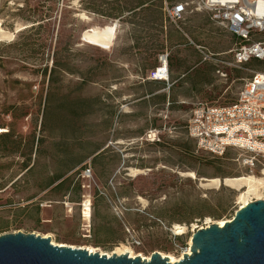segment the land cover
Returning a JSON list of instances; mask_svg holds the SVG:
<instances>
[{
    "label": "rangeland",
    "instance_id": "1",
    "mask_svg": "<svg viewBox=\"0 0 264 264\" xmlns=\"http://www.w3.org/2000/svg\"><path fill=\"white\" fill-rule=\"evenodd\" d=\"M113 1L0 0V235L35 233L99 253L127 245L139 255L179 257L194 232L231 220L240 208L237 189L209 186L208 179L252 175L238 150H200L188 118L198 102H234L264 64L234 67L237 39L206 10L176 23L163 8L160 33L152 2L114 18L118 3L136 2ZM2 29L9 35L1 37ZM166 52L170 80L151 79ZM206 62L217 67L211 83L188 80ZM88 167L92 177L85 179ZM85 197L90 221L82 214ZM192 209L205 215L188 223Z\"/></svg>",
    "mask_w": 264,
    "mask_h": 264
},
{
    "label": "built area",
    "instance_id": "2",
    "mask_svg": "<svg viewBox=\"0 0 264 264\" xmlns=\"http://www.w3.org/2000/svg\"><path fill=\"white\" fill-rule=\"evenodd\" d=\"M199 9L208 11L213 21L236 37L231 61L234 67H243L254 59L264 60V0H177L166 1L164 6L167 17L176 23ZM252 73L234 102L196 103L186 128L200 150L219 156L230 149L238 150L242 165L255 176L264 175V68ZM150 78L169 81L168 52L160 54L159 66ZM81 176L91 178L92 169L84 168ZM81 205L84 215L86 206L92 208L91 198L85 197Z\"/></svg>",
    "mask_w": 264,
    "mask_h": 264
},
{
    "label": "water",
    "instance_id": "3",
    "mask_svg": "<svg viewBox=\"0 0 264 264\" xmlns=\"http://www.w3.org/2000/svg\"><path fill=\"white\" fill-rule=\"evenodd\" d=\"M191 254L171 262L159 251L151 259L91 253L55 244L50 237L12 232L0 235V264H264V199H255L220 225L201 227L192 236Z\"/></svg>",
    "mask_w": 264,
    "mask_h": 264
},
{
    "label": "bare ground",
    "instance_id": "4",
    "mask_svg": "<svg viewBox=\"0 0 264 264\" xmlns=\"http://www.w3.org/2000/svg\"><path fill=\"white\" fill-rule=\"evenodd\" d=\"M1 37H6L9 35L8 32L4 31L3 29L1 30ZM11 36V35H10ZM112 38V35L111 37ZM155 135V134H154ZM138 170H135V173H138ZM191 175H194L193 172H191ZM209 186H213V187H220L222 185H227L230 187H233L235 189H237L240 194H239V199L241 202L240 208L245 206L246 204H248L249 202H251L253 200V198H262L264 199V179L261 180L260 178H256L252 175H240V176H234V177H226L224 179H220V178H212V179H208V183ZM86 205H88V202L86 203ZM84 220L85 221H90L91 217H92V209L89 206H86V208H84ZM229 219H224V220H220L219 224L220 225H224L226 221H228ZM176 231L177 233H183L184 232V228L181 225H176ZM55 244H58L60 246L62 245H68L65 243H57L55 241H53ZM190 245L192 246V238L190 240ZM72 246L73 248H75L74 245H69ZM85 249H87L89 252L94 253L97 252L95 249L91 248V247H85ZM126 252H128V255H130L131 257H136V256H141L144 259H151V256H144V255H139L137 254L135 251H133V249L131 247H128L127 245H123L121 249H119L118 251H115L114 253L117 255H121V254H126ZM114 253H105L102 252L101 254H107L108 256H112L114 255ZM188 253L191 254V248H188L187 251H185L181 256L176 257L174 255H168L165 254L163 252H161L162 256L164 257H168L169 260L171 262H178L180 261L184 254Z\"/></svg>",
    "mask_w": 264,
    "mask_h": 264
},
{
    "label": "trees",
    "instance_id": "5",
    "mask_svg": "<svg viewBox=\"0 0 264 264\" xmlns=\"http://www.w3.org/2000/svg\"><path fill=\"white\" fill-rule=\"evenodd\" d=\"M118 1L119 0H114L113 2L118 3ZM134 1L136 2L135 6H130L129 3H126L124 6H122L120 3H118V5L113 8V11L111 12L110 16L117 18V17L121 16V14H123L124 11H134L137 8L145 9L146 7H149V2H152V5L155 6V8H156L154 11V20L157 23V29L160 33H163L164 32V23L166 20L164 10H163V8H164L163 0H134ZM146 4H148V5H146ZM159 44L160 45L158 47H162L164 45L162 42H160ZM252 61H255L254 62L255 64H264V60L254 59ZM56 65H58V64H56ZM64 69H66V68H64ZM216 69H217L216 65H214L210 62H206L205 68H203V69L195 67L194 73L188 77V80L191 79L193 81V83H195V84L197 82L211 83V81H212L211 75ZM55 74H56V69L54 68V70H52V72L50 73V81H54ZM187 75L188 74H186V76ZM170 78H169V80H170ZM153 80H157V79H153ZM164 81H166V80H164ZM185 81L187 82V80H185ZM156 82H158V81H156ZM173 85L174 84L171 85V89H172ZM162 100L163 101L166 100V94H164L162 96ZM5 136H9V134H6ZM190 138L193 139L192 137H190ZM184 147L189 149L188 146L184 145ZM101 153H103V151ZM101 153L97 154L95 156V159H98L100 157ZM26 167L28 168V165ZM61 178H62V176H57L55 179H53V181L50 184H54L55 181L60 180ZM66 181H67V178L62 180L60 183H58L56 187H59L60 185L64 184ZM195 213L200 215V217L205 215V214H202L200 212H195V210L192 209L190 212L189 218L187 219L188 223L192 222V218L194 217L193 215Z\"/></svg>",
    "mask_w": 264,
    "mask_h": 264
},
{
    "label": "crops",
    "instance_id": "6",
    "mask_svg": "<svg viewBox=\"0 0 264 264\" xmlns=\"http://www.w3.org/2000/svg\"><path fill=\"white\" fill-rule=\"evenodd\" d=\"M169 70H170V68H169ZM190 71H191V70H190ZM186 74H187V72H186V73H183L180 77L176 78L175 80H179L181 77H185ZM170 77H171V71H170Z\"/></svg>",
    "mask_w": 264,
    "mask_h": 264
}]
</instances>
